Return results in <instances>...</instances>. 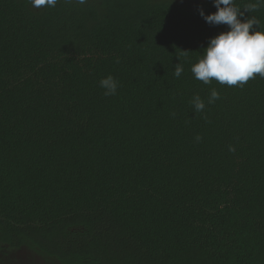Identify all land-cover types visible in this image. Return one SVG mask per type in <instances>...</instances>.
<instances>
[{
  "label": "trees",
  "instance_id": "obj_1",
  "mask_svg": "<svg viewBox=\"0 0 264 264\" xmlns=\"http://www.w3.org/2000/svg\"><path fill=\"white\" fill-rule=\"evenodd\" d=\"M200 8L0 0V264H264V78L193 77Z\"/></svg>",
  "mask_w": 264,
  "mask_h": 264
},
{
  "label": "clouds",
  "instance_id": "obj_2",
  "mask_svg": "<svg viewBox=\"0 0 264 264\" xmlns=\"http://www.w3.org/2000/svg\"><path fill=\"white\" fill-rule=\"evenodd\" d=\"M31 8H55L59 0H27ZM85 5L87 0H65V3ZM217 9L206 14L203 8L199 9L200 16L210 25H226L228 30L209 38V43L202 51V57L192 64L193 77L203 84H211L215 80L220 85L243 87L250 79L259 75L264 78V29L260 28V21L255 17L244 18L246 12L257 10L264 5V0L246 4L243 11L235 5L234 0H213ZM254 26H259L256 30ZM185 55L189 51L182 50ZM119 59L117 58V63ZM183 72L182 63L175 65L174 76L179 78ZM118 81L111 75L99 81L105 96H114L119 88ZM220 98L219 92L213 88L207 103H215ZM194 112H203L205 101L197 94L190 101ZM200 136L196 137L199 141ZM229 151H235L230 146Z\"/></svg>",
  "mask_w": 264,
  "mask_h": 264
}]
</instances>
